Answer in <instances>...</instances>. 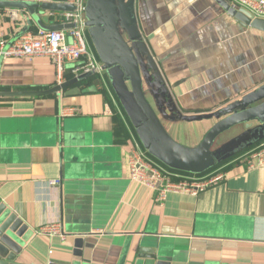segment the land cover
Instances as JSON below:
<instances>
[{
    "label": "crops",
    "instance_id": "crops-1",
    "mask_svg": "<svg viewBox=\"0 0 264 264\" xmlns=\"http://www.w3.org/2000/svg\"><path fill=\"white\" fill-rule=\"evenodd\" d=\"M229 4L226 10L216 0H137L139 29L171 97L158 96V106L147 84L145 93L170 136L188 148H198L218 123L178 121L175 104L186 116L212 114L264 85V32L237 20L240 8ZM44 15L48 25H59ZM41 30L26 11L0 8V39L7 43ZM86 39L100 62L112 58L109 40L89 28ZM115 74V84L93 75L60 94L0 97V204L30 233L20 262L67 264L82 237L80 264H130L141 247L157 243L177 264H264V167L247 163L264 139L252 142L246 124L237 125L189 161L156 143L130 84ZM74 79L68 75L65 83ZM54 87L48 58L0 62V93ZM136 144L175 174L222 179L197 196L169 194L162 204L155 191L130 180ZM51 180L61 185L50 187ZM57 221L64 239L38 234Z\"/></svg>",
    "mask_w": 264,
    "mask_h": 264
},
{
    "label": "water",
    "instance_id": "water-1",
    "mask_svg": "<svg viewBox=\"0 0 264 264\" xmlns=\"http://www.w3.org/2000/svg\"><path fill=\"white\" fill-rule=\"evenodd\" d=\"M69 0H39V1H0V8L24 10L30 19L43 31H57L71 29L74 25H48L44 14L47 12H72L75 7L68 4ZM224 9L230 10L231 5L227 0H216ZM137 0H89L86 5L85 18L87 29L95 36L99 35L109 40L112 58L102 59L105 74L116 83V74L131 86V97L134 106L142 115V122L152 131L156 143L173 154L192 161L205 156L214 142L227 130L241 124H246L250 130L252 142L256 143L264 139V85L254 91L253 95L246 99L236 101L227 108L212 114L186 116L175 104V112L178 121L188 123L216 120L218 123L206 135L198 148L185 147L173 139L163 125L161 118L148 100L144 85L150 87L154 101L160 106L159 97L167 95L171 97L170 89L161 78L159 67L139 29L137 12ZM246 26L264 32V20L255 19L245 9H239L235 15ZM154 72L155 81L150 76ZM160 78H158V76ZM93 76V73L81 75L78 79L64 83L44 92L28 93H0L3 96H46L66 89L69 86L81 82ZM154 81V83H153ZM161 87L159 93L154 87ZM124 104L126 102L124 100ZM173 104V102H172ZM174 106V105H173ZM148 151V150H147ZM173 168V167H172ZM30 233L28 226L22 219L0 204V264H24L20 262L25 255ZM85 239H75V260L67 264H80L78 260L84 257ZM77 259V260H76ZM172 254L163 244H153L141 247L139 254L130 264H177L174 263ZM46 264H59L55 261Z\"/></svg>",
    "mask_w": 264,
    "mask_h": 264
},
{
    "label": "built area",
    "instance_id": "built-area-1",
    "mask_svg": "<svg viewBox=\"0 0 264 264\" xmlns=\"http://www.w3.org/2000/svg\"><path fill=\"white\" fill-rule=\"evenodd\" d=\"M227 1L240 9H245L255 19L264 20V0ZM68 4L75 7L74 11L49 12V14L56 18L59 24L74 25L73 28L57 31L41 30L37 35L26 33L12 43L0 39V62L9 59L48 58L56 67L57 86L63 85L68 75L79 78L81 75L93 73L94 76L103 77L105 75L103 64L90 50L86 39V5L83 0H69ZM81 61L84 63L79 64ZM68 65L72 67L68 68ZM73 110L76 109H66L64 114H70ZM247 163L250 169L264 167V142L250 152ZM128 173L133 183L155 191L158 195L157 201L162 204L169 194L197 196L222 179L213 174L205 179L175 174L150 158L138 144L133 147L129 155ZM48 185L58 187L61 181L51 180ZM38 234L62 239L65 237L62 223L58 221L40 227Z\"/></svg>",
    "mask_w": 264,
    "mask_h": 264
},
{
    "label": "rangeland",
    "instance_id": "rangeland-1",
    "mask_svg": "<svg viewBox=\"0 0 264 264\" xmlns=\"http://www.w3.org/2000/svg\"><path fill=\"white\" fill-rule=\"evenodd\" d=\"M69 42H71V39H69ZM84 63V61H81L79 64H83Z\"/></svg>",
    "mask_w": 264,
    "mask_h": 264
}]
</instances>
